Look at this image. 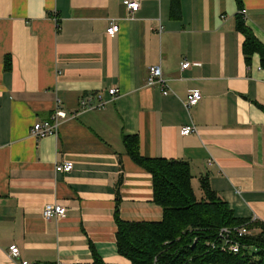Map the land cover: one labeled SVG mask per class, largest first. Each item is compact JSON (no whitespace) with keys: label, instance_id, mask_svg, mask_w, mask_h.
I'll return each mask as SVG.
<instances>
[{"label":"crops","instance_id":"0c3cea01","mask_svg":"<svg viewBox=\"0 0 264 264\" xmlns=\"http://www.w3.org/2000/svg\"><path fill=\"white\" fill-rule=\"evenodd\" d=\"M123 1L0 0V264H130L116 216L159 221L162 209L124 136L143 157L185 161L197 198L205 179L234 216L264 223V68L236 30L240 15L264 47V0H138L134 12ZM152 65L167 94L147 83ZM192 89L201 99L185 109ZM55 110L67 113L56 134L34 137ZM46 204L64 216L44 219Z\"/></svg>","mask_w":264,"mask_h":264},{"label":"trees","instance_id":"16d2710c","mask_svg":"<svg viewBox=\"0 0 264 264\" xmlns=\"http://www.w3.org/2000/svg\"><path fill=\"white\" fill-rule=\"evenodd\" d=\"M176 3L177 0H172L173 5ZM236 30L244 36L242 51L245 60L249 61L257 53L264 68V47L240 15L236 16ZM122 140L131 160L150 173L152 201L162 209V215L159 221L151 222L123 221L116 216V246L120 256L130 264H264V223H250L234 216L205 179H200L203 195L197 198L185 161L143 157L139 154L135 135L124 136ZM121 174L114 184L117 200L123 178ZM240 225L250 229L255 227L257 232L242 239L245 247L239 254L209 249L218 229ZM249 247L253 248V254H249ZM90 264L109 263L94 254Z\"/></svg>","mask_w":264,"mask_h":264},{"label":"built area","instance_id":"2783aa9c","mask_svg":"<svg viewBox=\"0 0 264 264\" xmlns=\"http://www.w3.org/2000/svg\"><path fill=\"white\" fill-rule=\"evenodd\" d=\"M124 6L130 12L137 11L139 8L138 0H124ZM118 31V25L112 23L106 29L108 35H114ZM191 65H199V63H190L183 61L180 65L181 69H186ZM147 83L149 85H159L162 88L163 94L168 93V85L166 79L163 77L161 68L159 65H152L148 67ZM116 88L109 90L110 95H115ZM201 99V93L197 89L189 90L182 104L185 109L195 106ZM67 117V113L62 110H55L49 120L36 122L32 125L30 132L36 138L45 137L47 135L56 134L58 122ZM190 133L197 134V129L193 125H187L181 128L182 135H188ZM72 162L66 161L63 163H57L55 165V171L68 173L72 170ZM66 209L62 205L58 204H46L42 210V216L44 219L58 218L65 214ZM254 233L246 225H240L236 227H222L216 232L214 240L209 243L210 250H218L227 254H239L245 244L242 243V239L248 236H252ZM252 247H249V249ZM253 249V248H252ZM9 253L11 256H18L19 250L15 245L9 247ZM22 264H28L23 261Z\"/></svg>","mask_w":264,"mask_h":264}]
</instances>
